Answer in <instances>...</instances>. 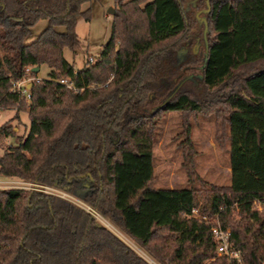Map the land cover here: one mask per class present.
Returning a JSON list of instances; mask_svg holds the SVG:
<instances>
[{"label":"trees","instance_id":"trees-1","mask_svg":"<svg viewBox=\"0 0 264 264\" xmlns=\"http://www.w3.org/2000/svg\"><path fill=\"white\" fill-rule=\"evenodd\" d=\"M90 1L0 0V111H25L29 121L17 144L2 146L0 177L77 197L146 258L80 205L9 187L0 188V264H264V207L255 205L264 203V0H114L109 39L76 70L64 49L79 46L76 22L90 19ZM197 2L202 63L197 76H182L175 54ZM40 19L46 27L25 43ZM42 65L47 77L28 74L26 102L14 82ZM170 111L181 117L186 188L154 185L153 148ZM201 116L214 117L215 141L229 151L228 185L196 172L192 123ZM10 122L0 144L17 135ZM194 207L230 228L241 262L216 253Z\"/></svg>","mask_w":264,"mask_h":264},{"label":"rangeland","instance_id":"rangeland-1","mask_svg":"<svg viewBox=\"0 0 264 264\" xmlns=\"http://www.w3.org/2000/svg\"><path fill=\"white\" fill-rule=\"evenodd\" d=\"M89 8L90 19L85 20L82 16L78 17L76 22V33L79 39V46L75 51L64 49V57L69 62L73 63L76 70L82 68L88 58L94 59L102 49V46L107 42L111 33V25L113 15L111 9L116 8L114 0H91L82 5V9ZM204 4L202 2L195 3V6H189V15L191 17V35L183 47L175 54V59L182 67V76L191 75L197 76L200 71L204 53V36L203 17ZM47 20L40 19L32 28L31 33L25 38V43L34 41L46 27ZM57 30L62 31L63 27L58 26ZM192 58L193 62H189ZM189 62L188 64L186 62ZM49 68L42 65L39 68L37 77L46 78ZM16 110L13 108L2 111L0 117V125L11 120V125L17 128L16 136L2 140L0 144V154L2 146L8 144H17V136L24 135L28 129V117L25 111H20L18 118H13ZM191 140L194 148L197 151L196 155V172L207 183L214 185H228L231 181L230 174V155L229 151L220 148L214 137V117L201 116L192 123ZM181 117L178 111H170L165 117L159 121L158 140L153 148L155 186L157 187H176L186 188L189 186L187 174L182 166V146L181 140ZM5 177H0L3 180ZM7 179V178H5ZM18 180L17 178H9ZM27 183V182H26ZM17 182L3 183L0 182V188L18 187ZM48 186V185H47ZM198 192L199 205L203 201L201 195L204 190L201 185ZM61 191V190H57ZM41 192V191H40ZM60 193H65L61 191ZM66 198L92 213L94 210L90 206L84 204L77 197L65 193ZM236 215V213L234 212ZM95 219L107 226L124 241L127 242L138 254L146 258V256L134 245L132 241L127 239L116 228L105 221L97 212L92 213ZM155 264L152 260H149Z\"/></svg>","mask_w":264,"mask_h":264},{"label":"built area","instance_id":"built-area-1","mask_svg":"<svg viewBox=\"0 0 264 264\" xmlns=\"http://www.w3.org/2000/svg\"><path fill=\"white\" fill-rule=\"evenodd\" d=\"M89 60H92V58H89ZM24 72H25L24 77L14 82V89L21 95H24L25 101L28 102L30 98V93L28 91L29 87L27 86V84H29L33 80V78L28 77V74L32 72V67L30 66L25 67ZM38 79L39 78L36 77V80ZM58 81L62 84L67 85L68 88H73L72 83L66 78H60ZM0 182L3 183L17 182L19 184L18 187L21 188L41 191L43 193L54 194L60 197L65 196V193H60L61 191L60 192L57 191L58 189L54 187L43 185L36 182L26 183L25 181H22L20 179L16 181V180H11L9 178L7 179L4 178L3 180L1 179ZM255 205H256V209L259 211L262 210V208L264 207V203L261 202H256ZM92 213H94V211ZM189 215L210 223L211 237L215 242V249L218 255H225L229 259L233 258L236 259L238 262H241L240 253L238 250L234 249L233 244L230 240V235H231L230 228L222 226L217 214L213 217H208V215L201 213L198 207H194L191 209V213Z\"/></svg>","mask_w":264,"mask_h":264},{"label":"water","instance_id":"water-1","mask_svg":"<svg viewBox=\"0 0 264 264\" xmlns=\"http://www.w3.org/2000/svg\"><path fill=\"white\" fill-rule=\"evenodd\" d=\"M113 12H114V9H111V13H113ZM38 70H39V66H34V67L32 68V71L35 72V73L38 72ZM30 84H31V83H29V86H30ZM29 86H28V87H29Z\"/></svg>","mask_w":264,"mask_h":264},{"label":"crops","instance_id":"crops-1","mask_svg":"<svg viewBox=\"0 0 264 264\" xmlns=\"http://www.w3.org/2000/svg\"><path fill=\"white\" fill-rule=\"evenodd\" d=\"M40 68V67H39ZM39 71V70H38ZM29 86V84H27ZM2 111H0V117H1ZM14 130H18L17 128H14ZM230 168V167H229Z\"/></svg>","mask_w":264,"mask_h":264}]
</instances>
